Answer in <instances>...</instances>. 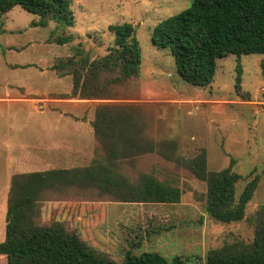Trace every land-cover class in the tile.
Masks as SVG:
<instances>
[{
  "label": "rangeland",
  "instance_id": "obj_1",
  "mask_svg": "<svg viewBox=\"0 0 264 264\" xmlns=\"http://www.w3.org/2000/svg\"><path fill=\"white\" fill-rule=\"evenodd\" d=\"M192 0H73L72 26L47 21L14 6L0 19V240L5 229L6 197L16 173L89 165L88 155L70 161L36 162L35 132L45 117L57 113L88 115L86 106L74 109L62 99L71 90L72 77L53 68L59 60L82 56L98 58L113 46L109 26L132 24L141 49L140 78L114 88V100H92L93 105H133L146 123L145 135L175 140L185 158L205 149L207 168L232 166L241 176L236 197L254 176L257 189L247 204L245 217L220 223L205 212L206 184L186 169L154 156L137 158L124 166L132 179L139 172L154 173L158 180L182 191L176 204L121 203L75 193H48L37 220L46 225L62 222L96 251L121 261L125 252H158L182 256L189 264H204L209 250L234 242L250 243L254 218L264 206V54L229 55L217 61L213 82L204 88L181 79L166 49L152 44V33L162 20L187 9ZM36 23L37 25H34ZM52 36L70 37L58 45ZM241 65L240 89L236 66ZM53 101V102H50ZM90 109V107H89ZM86 118V117H85ZM24 150V151H23ZM91 150V151H90ZM63 159V160H62ZM152 230V231H151ZM151 231L147 236V232ZM0 264H5L2 258Z\"/></svg>",
  "mask_w": 264,
  "mask_h": 264
},
{
  "label": "trees",
  "instance_id": "obj_2",
  "mask_svg": "<svg viewBox=\"0 0 264 264\" xmlns=\"http://www.w3.org/2000/svg\"><path fill=\"white\" fill-rule=\"evenodd\" d=\"M73 0H0V19L14 6L38 15V25L48 20L72 26ZM37 25L36 23H33ZM113 46L106 54L89 59L72 55L53 68L71 75V90L62 99L114 100L116 87L140 78L141 49L132 24L109 26ZM58 45L70 37L52 36ZM152 44L170 52L181 79L204 88L214 79L217 61L229 55L264 54V0H192L184 11L159 22ZM236 88L240 89L241 65L236 66ZM241 90V89H240ZM95 156L83 167L52 168L11 176L6 197L5 229L0 241V261L5 264H189L188 258H170L158 252L139 255L127 251L121 261L96 251L77 232L62 222L38 223L41 202L48 193H75L121 203L176 204L182 191L158 180L154 173L139 172L132 179L124 166L137 158L157 156L186 169L206 184L205 212L220 223H236L245 217L247 204L259 182L254 176L236 197L241 176L229 165L219 171L207 168L205 149L191 158L180 153L170 138L156 140L145 135L146 123L133 105L103 103L96 106L91 122ZM254 238L212 249L204 264H264V206L254 218ZM152 231V230H151ZM151 231L147 232V236Z\"/></svg>",
  "mask_w": 264,
  "mask_h": 264
},
{
  "label": "crops",
  "instance_id": "obj_3",
  "mask_svg": "<svg viewBox=\"0 0 264 264\" xmlns=\"http://www.w3.org/2000/svg\"><path fill=\"white\" fill-rule=\"evenodd\" d=\"M53 102V101H50ZM64 102L74 109L86 106L89 110L87 116L84 114L66 115L57 113L55 116L45 117L35 132V145L33 150H26L25 153L34 155L36 162L55 161L59 159V154L64 155V160L88 155L89 149L93 148L94 135L91 122L94 119V111L97 105H93L89 100L55 101ZM90 107V109H89ZM90 150V151H91ZM24 151V150H23ZM62 159V160H63ZM2 240V239H1ZM0 240V241H1Z\"/></svg>",
  "mask_w": 264,
  "mask_h": 264
},
{
  "label": "water",
  "instance_id": "obj_4",
  "mask_svg": "<svg viewBox=\"0 0 264 264\" xmlns=\"http://www.w3.org/2000/svg\"><path fill=\"white\" fill-rule=\"evenodd\" d=\"M207 214V213H206Z\"/></svg>",
  "mask_w": 264,
  "mask_h": 264
}]
</instances>
